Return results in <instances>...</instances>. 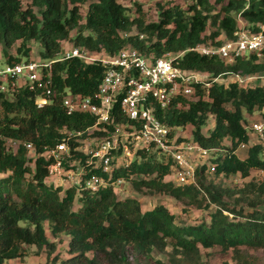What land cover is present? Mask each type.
<instances>
[{"label": "trees", "instance_id": "16d2710c", "mask_svg": "<svg viewBox=\"0 0 264 264\" xmlns=\"http://www.w3.org/2000/svg\"><path fill=\"white\" fill-rule=\"evenodd\" d=\"M85 3L88 6L81 24L80 6ZM156 13V21L145 23L141 16L131 18L128 8L118 0H30L28 6L22 0H0L1 54L4 64L30 60L31 43H35L40 47L38 59L49 60L69 40L74 46L107 55L127 47L153 60L166 53H183L178 58L179 68L206 75L207 79L196 86L192 100L180 97L164 111L157 108L158 119L176 130L191 126L190 141L206 149L221 151L228 139L223 154L218 156V151L211 160L215 166L211 175L251 177L264 167V148L260 144L248 146L243 160L235 150L239 144L249 145L246 120L264 109V89L245 88L233 75L263 74L264 62L250 55L227 63L216 55L192 49L232 39L239 30V20L250 32H258L264 26V0H192L187 8L157 3ZM14 46L15 56L9 53ZM104 69L100 63L85 64L77 58L54 63V95L43 107L36 104L43 94L36 86H21L13 94L0 93V264L21 261L24 246L35 247L36 254L44 250L45 264H57L58 259L51 257L56 245L48 239L45 224L53 238L62 234L69 237V258L62 264H207L202 261L200 249L216 246L223 252L232 251L230 264H264L247 250L264 251V182L259 180L239 188L224 187L206 182L208 174L203 165L196 171V185H176L164 180L170 173V163L156 162L142 150L139 161L113 175L126 179L135 175L133 187L137 194L145 190L149 196L167 195L185 207L199 210L214 206L209 222L198 225H177L164 205L143 212L136 199H119L111 188L96 194L84 191L76 197L74 190L62 192L47 185V163L41 157L44 148L61 141L59 130L63 126L84 132L95 123L88 114L67 115L62 96L66 90L93 95ZM225 78L227 83L218 82ZM179 102L181 108H176ZM119 112L116 103L115 122L123 120ZM210 116L214 125L206 134L203 129ZM93 135L100 137L103 133L95 131ZM4 138L21 144L12 152L6 148ZM23 143L34 147L33 169L29 166L31 152ZM75 157L84 161L83 155L77 153ZM74 205H78L76 211ZM168 246V262L154 258Z\"/></svg>", "mask_w": 264, "mask_h": 264}, {"label": "built area", "instance_id": "2783aa9c", "mask_svg": "<svg viewBox=\"0 0 264 264\" xmlns=\"http://www.w3.org/2000/svg\"><path fill=\"white\" fill-rule=\"evenodd\" d=\"M192 50L203 55H216L227 63L250 55L264 62V26L255 33L244 25L239 26L232 39L224 40L220 45L199 44ZM182 54L166 53L153 60L133 47L107 55L72 45L62 47L49 60L30 59L0 65V93L13 94L26 85L31 89L34 86L42 88L43 94L36 99L38 107L50 103L54 95V63L77 58L85 64L100 63L105 68L93 95L82 96L66 90L62 96V106L67 115L88 114L95 118V123L84 132H73L63 126L59 130L61 141L54 147L44 148L41 157L47 163V185L61 188L62 192L74 190L76 197L84 191L96 194L107 188H111L116 196H122L127 194L125 187L129 179L124 176L113 178V175L128 169L133 161H139L140 150L147 156L155 153L165 157L170 163V173L165 178H172L167 182L176 185H196V171L203 165H206V174H213L215 166L211 160L220 150L206 149L190 140L179 141L172 132L176 129L168 127L157 117V108L164 111L175 99L185 97L192 100L196 86L203 82V75L179 68L178 58ZM233 76L245 88L253 83L264 89V73ZM116 103L122 122H115L113 111ZM176 108H181L180 102ZM261 113L264 114V109ZM261 119L247 126L250 129L249 145L239 144L237 150H248V146L253 144L264 148V118ZM110 125L112 129H108ZM95 131L103 135L94 136ZM3 141L12 152L21 144L9 138ZM23 146L28 152L34 151L31 143H23ZM77 153L84 156V161L76 159ZM254 173L259 181L264 182V167Z\"/></svg>", "mask_w": 264, "mask_h": 264}, {"label": "rangeland", "instance_id": "374dc122", "mask_svg": "<svg viewBox=\"0 0 264 264\" xmlns=\"http://www.w3.org/2000/svg\"><path fill=\"white\" fill-rule=\"evenodd\" d=\"M121 4L125 5L128 10L131 18L141 16L145 23L156 21L157 20V13H156V4L157 3H163V4H169V3H175L180 5L181 7L187 8L191 3L192 0H118ZM213 1V0H212ZM24 6H28L30 3V0H22ZM88 3H85L80 6V15L82 17L81 24H84V17L86 15ZM138 7H140V12L138 11ZM36 10V9H35ZM239 26H243V23L239 20L238 21ZM135 30H133L132 33ZM208 31H212L211 28H208ZM75 32L71 33V37H73ZM220 41L224 40L223 36H221ZM210 44V43H209ZM72 41H67L63 44V47H69L72 46ZM39 45L35 43H31V53L30 58L32 59H38V50ZM16 46L12 47L9 50V53L11 55H16ZM5 59L2 57L1 54V47H0V64H4ZM207 76L203 75L201 77L202 81H206ZM229 80L225 78L224 80L218 79V82L220 83H227ZM247 87H255V84L249 83ZM244 115L247 117V114L244 113ZM263 113L259 111H255L253 117L249 116L246 120V127L249 126L252 122L258 120L261 121L263 117ZM214 120L212 116H210L207 120V124L203 129V132L207 134V132H210V130L213 128ZM191 126H186L184 128H179L178 130H175L173 134H176L177 137L180 139H183L185 141H189L191 139ZM248 134H250V129L247 127ZM226 146H229V140L226 139L224 141V146H222L220 153L218 156L222 155L224 152V148ZM235 154L239 159H245L247 157V150H235ZM28 157L31 159V162L29 163V166L33 169L34 168V159L35 156L31 153L28 154ZM151 158H153L156 162L166 164L168 163L163 156H159L157 154H151ZM143 178V176H142ZM172 178H165V181H169ZM206 182H213L214 184H218L224 187L228 188H239L246 184L247 182L253 180L258 181V178L255 176V173H252V176L249 178H241L240 176H231V178H224L222 176H214V175H207L205 177ZM137 181L136 177L133 176V178L129 179L127 181L125 190L127 191V194H122V196H119V199L122 198H134L139 201L141 211H146L152 209L156 205H164L170 213H172L175 217V222L177 225H198L202 222L208 223L209 222V214L215 209L214 206H212L208 210H199L194 207H185L182 203L175 201L171 197L167 195L162 194H153L152 196L146 195L145 190H142L140 194H137V192L134 190V184L133 182ZM78 209V205L73 206V210L76 211ZM21 225H24V223H21ZM46 234L50 241L54 242L56 245V250L52 254L51 257H56L57 264H62V261L69 258L68 255V241L69 237L62 234L57 238H53L49 232L48 225L45 224ZM25 249V257L20 261L19 259L6 261L4 264H45L46 263V252L42 250L39 254H36V248L32 246H24ZM249 250L250 254H253L264 262V251L262 250H254V249H247ZM171 252V247H167L164 253L154 254V258L163 261L164 263L168 262V255ZM200 252L202 254V261L207 264H224V263H232L231 255L232 251L229 250L227 252L221 251L220 247L216 246L211 249H200ZM91 256V255H90Z\"/></svg>", "mask_w": 264, "mask_h": 264}, {"label": "crops", "instance_id": "0c3cea01", "mask_svg": "<svg viewBox=\"0 0 264 264\" xmlns=\"http://www.w3.org/2000/svg\"><path fill=\"white\" fill-rule=\"evenodd\" d=\"M254 115V114H253ZM253 115H252V117H253ZM257 121V120H256ZM165 179V178H164ZM137 200V199H136ZM138 201V200H137ZM139 202V201H138ZM147 211V210H146Z\"/></svg>", "mask_w": 264, "mask_h": 264}, {"label": "clouds", "instance_id": "9594fccd", "mask_svg": "<svg viewBox=\"0 0 264 264\" xmlns=\"http://www.w3.org/2000/svg\"><path fill=\"white\" fill-rule=\"evenodd\" d=\"M118 197V196H117ZM129 198V197H128ZM122 199H124V198H122Z\"/></svg>", "mask_w": 264, "mask_h": 264}]
</instances>
